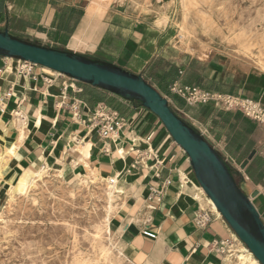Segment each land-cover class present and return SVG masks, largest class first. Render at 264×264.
Instances as JSON below:
<instances>
[{"label":"crops","instance_id":"0c3cea01","mask_svg":"<svg viewBox=\"0 0 264 264\" xmlns=\"http://www.w3.org/2000/svg\"><path fill=\"white\" fill-rule=\"evenodd\" d=\"M0 22L9 24L6 27L18 37L140 74L165 96L168 86L178 82L239 94L264 105V76L227 74L210 64L212 58L169 50L167 40L143 14L78 0H4ZM193 60L203 68L196 69ZM20 65L0 57V130L5 142L18 141L20 132L12 122L15 113L26 122L14 155L17 174L47 163L72 176L85 170L84 162L105 176L119 172L131 197L113 215L110 228L115 226L117 232L123 227L128 258L135 264H222L223 254L214 251L212 241L232 242L234 233L213 210L186 153L155 114L55 71L32 65L23 72ZM169 96L172 107L231 164L246 192L253 194L251 201L264 223V123L239 111L186 106ZM98 104L123 119L112 140L87 127ZM85 142L90 143L86 154L78 149ZM201 210L208 211L211 219L198 228L193 219ZM133 215L137 219L128 223ZM147 218L156 232L154 239L142 234Z\"/></svg>","mask_w":264,"mask_h":264},{"label":"rangeland","instance_id":"374dc122","mask_svg":"<svg viewBox=\"0 0 264 264\" xmlns=\"http://www.w3.org/2000/svg\"><path fill=\"white\" fill-rule=\"evenodd\" d=\"M78 1H81L84 4L90 2L94 5H97L98 7L105 8V9L108 7V5L97 4L94 2V0H78ZM142 1H143L144 6L147 5V7L146 6L145 7H137L135 9V7L131 6V4H129L128 2H125L123 4H118V3L114 2L109 7L111 10H118V11H124V12L125 11L126 12H133L132 10H134V12L136 14H143L144 17L146 16L148 18V20L150 21L149 23L151 25V24H153L152 19L156 16V11H158L159 3L155 0H142ZM160 1H161L160 5H167V4L169 5V7H170V20L163 27L157 26L156 30L161 33V37H163L167 40V46L169 47V50L181 52V53L185 52L190 57L201 59L200 58V52H201L202 45L197 44L195 42L194 43L192 42V44H191L192 48L188 49L181 42V40L179 38V29L177 27V23H179L181 21L180 20L181 14L179 12L178 1L177 0H160ZM200 1H201L202 12L200 13V17L197 18L194 22H196V25L198 28L196 30V34H198L199 39L201 41H203L204 43H206L205 45H207L209 47V49H208L209 52H208L207 58H212L210 64H213L221 72H226L227 74H233V75L251 74V75L264 76V74H262L263 72L261 73L259 71V68H256V69L254 68L253 72H246L244 70V67L249 64V63H246V62H249L248 53H253L256 56V54L258 53V50H260L261 48H263V51H264V36H263V33H264V21H263L264 20V15H263L264 14V0H255V1L254 0H210V1L200 0ZM252 1H254V2L252 3ZM211 2H213V3H211ZM204 3H206L205 6H204ZM225 3H227V4H225ZM213 4H214V6H212ZM123 7L125 9H123ZM262 7H263V9H262L263 11L261 10ZM211 8H212V10H210ZM243 8L245 11L243 10ZM256 11H257V13H256ZM258 11H259V14H258ZM247 14H249V15H247ZM261 14L263 15V18H262ZM209 15H210V17H209ZM254 17L257 20L259 19L260 21L259 20L257 21L256 19H254ZM225 18H228V19L225 20ZM219 20H221V21L219 22ZM202 21H204V22L206 21V22L205 23L203 22V24H202ZM239 21H242V22H239ZM257 22H259V23H257ZM241 24L244 26H241ZM8 25L6 23L0 22V28L1 29L7 28L6 26H8ZM203 25H204V27H203ZM237 26H239V27H237ZM199 27H203L202 28L203 30L199 29ZM241 28L243 29V31ZM253 28H254V30H253ZM238 31H240L239 33H241L243 36L244 35L246 36V37L244 36V39H245V45H248V48H243V46H240V47L237 46L238 44L235 42L234 38L236 35L239 34ZM248 31H250V32H248ZM206 33H209L211 35L212 40L209 39V36H207ZM252 36H253V38H252ZM250 38H252V39H250ZM172 46H173V48L174 47H177V48L173 49ZM242 50H243V52H242ZM192 62L195 65L196 69L197 68L198 69L203 68V66L201 64H198L199 63L198 61L193 60ZM238 64H239V66H238ZM165 97L171 98V96H169V94ZM169 104L171 105L170 102H169ZM177 112L180 113L179 111H177ZM54 171H56V168H54V169L50 168L48 174H46V176L43 178L44 181L39 180L37 182V185L33 189H31L28 194H26V195H12V198H11L8 191L4 189V187H5L4 181L7 179L15 180L16 179V175H15L16 172L12 171V170L8 171V172H4L3 169L1 170V173H2V177H0V179H1L0 180V219H1L0 220V222H1L0 231L2 230L0 232V263L1 264H3V263L4 264H20V263L21 264H42L43 262H44L43 264H46V263L47 264H49V263L50 264H55V263H57V264H65V263L66 264H96V262H97V264H99V263L100 264H107V261H104L100 256L98 244H97L98 243V240H97L98 235H95V234H98L97 229H98V226L100 225V222L102 220V216L104 215L103 198L100 197L99 194H96L95 196L93 194H91L92 188L88 189L86 187H80L78 184H76L74 182V175H72V176L64 175V177L59 178V177H57V175L55 174ZM45 179H47V180H45ZM44 183H45V185H44ZM41 187H43V188H41ZM68 187L69 188L71 187L70 190ZM84 190H86L87 192ZM89 190H90V192H89ZM93 190H95V189H93ZM96 190H97L96 192L98 193L99 190L98 189H96ZM47 194H48V196H47ZM70 194H73V195H70ZM69 196H70V198H69ZM73 196H75V197H73ZM36 197L38 200L36 199ZM32 198H34V199L31 200ZM48 198H50V199H48ZM12 200H13V202H12ZM52 200H53V202H52ZM65 201H66V203H65ZM8 202L9 203L11 202L10 205L7 204ZM32 203H34V204H32ZM48 203H50V204H48ZM21 205H22V207H21ZM40 206L42 208H40ZM65 207H67L66 210L64 209ZM68 208H71V209L68 210ZM31 209H32V211H31ZM88 209H90V210H88ZM10 212H12V213H10ZM92 213H93V215H92ZM100 213H101V215H100ZM7 215H8V217H7ZM34 215H36V216H34ZM97 216H98V218H97ZM22 217L25 219H23ZM80 217L81 218L83 217V218L81 219ZM91 220H92V223H91ZM98 220H99V223H98ZM93 221H94V223H93ZM33 222H35V223H33ZM56 222H57V224H56ZM46 223H47V225H46ZM64 223H65V225H64ZM43 224H45V225H43ZM89 224H92V225H89ZM12 225H14V227ZM87 227H88L89 231L87 230ZM68 229H70V231ZM110 229H111V232L113 234L116 233L115 232V226H112V228H110ZM42 233H43V235H42ZM74 233L76 236H74ZM38 234H39V236H38ZM82 235H84V236H82ZM92 235H94L95 238ZM75 240L76 241L78 240V241L75 242ZM92 240L94 243L92 242ZM71 241H73V242H71ZM53 243L55 246L53 245ZM90 244H91V246H90ZM33 245H35V246H33ZM20 246H21V248H20ZM75 246H76V248H75ZM28 249H29V252H27ZM1 250H3V251H1ZM5 250H6V252H5ZM36 251H37V253H36ZM66 252L67 253L69 252V253L66 254ZM61 253H62V256H61ZM71 254H73V255H71ZM78 256H79V258H77ZM82 257L83 258L85 257V258L83 259ZM89 257L91 259H88ZM5 259H7V260H5ZM13 259L16 261H14ZM27 259L29 261H27ZM33 261H34V263H33ZM57 261H59V262H57ZM63 261H64V263H63ZM87 261H89V262L87 263Z\"/></svg>","mask_w":264,"mask_h":264},{"label":"water","instance_id":"95a60500","mask_svg":"<svg viewBox=\"0 0 264 264\" xmlns=\"http://www.w3.org/2000/svg\"><path fill=\"white\" fill-rule=\"evenodd\" d=\"M0 57L37 65L77 82L138 103L155 114L186 153L195 179L221 217L259 264H264V223L233 168L207 139L169 106L140 74L112 62L36 43L0 29Z\"/></svg>","mask_w":264,"mask_h":264},{"label":"bare ground","instance_id":"6f19581e","mask_svg":"<svg viewBox=\"0 0 264 264\" xmlns=\"http://www.w3.org/2000/svg\"><path fill=\"white\" fill-rule=\"evenodd\" d=\"M159 3L158 6V11H156V16L152 19L153 24L157 27H163L165 26L168 21L170 20V7L169 5H160V0H155ZM178 1V7H179V12L181 14V21L179 23H177V27L179 29V38L181 40V42L188 48L191 49V44L192 42L197 43L202 45L201 47V52H200V58H207L208 56V49L209 47L207 45H205L206 43H204L203 41H201L199 39L198 34H196V30L197 25L196 22H194L197 18L200 17V13L202 12V8H201V1L200 0H177ZM210 1V0H208ZM255 1V0H254ZM252 1V3L254 2ZM95 3L100 4V5H108L110 6L111 4H113L114 2L118 3V4H123L125 2H128L129 4H131V6L135 7V9L137 7H147V5L144 6L143 1L142 0H94ZM223 2V1H222ZM243 2V1H242ZM245 2V1H244ZM260 2V1H259ZM208 3V2H207ZM213 3V2H211ZM249 3V2H248ZM206 3H204L205 6ZM227 4V3H225ZM229 4V3H228ZM251 4V3H250ZM210 5V4H209ZM218 5V4H217ZM234 5V4H233ZM257 5V4H256ZM129 6V5H128ZM214 6V4L212 5ZM226 6V5H225ZM224 6V7H225ZM249 6V5H248ZM261 6V5H260ZM112 7V6H111ZM115 8V7H114ZM207 8V7H206ZM209 8V7H208ZM215 8V7H214ZM223 8V7H222ZM242 8V7H241ZM123 9H125L123 7ZM227 9V8H226ZM225 9V10H226ZM263 9V7L261 8V10ZM212 10V8L210 9ZM244 10V8H243ZM248 10V9H247ZM255 10V9H254ZM134 12V10H132ZM143 11V10H142ZM141 11V12H142ZM209 11V10H208ZM245 11V10H244ZM243 11V12H244ZM260 11V10H259ZM258 11V14H259ZM263 11V10H262ZM146 12V11H145ZM205 12V11H204ZM211 12V11H210ZM214 12V11H213ZM206 13V12H205ZM224 13V12H223ZM257 13V11H256ZM145 14V13H144ZM210 14V13H209ZM257 14V15H258ZM173 15V14H172ZM216 15V14H215ZM246 15V14H245ZM244 15V16H245ZM249 15V14H247ZM256 15V14H255ZM262 15V14H261ZM260 15V16H261ZM264 15V14H263ZM262 15V18H263ZM138 16V15H137ZM213 16V15H212ZM205 17V16H204ZM210 17V15H209ZM216 17V16H215ZM251 17V16H250ZM256 17V16H255ZM254 17V19H256ZM258 17V16H257ZM206 18V17H205ZM220 18V17H219ZM238 18V17H237ZM261 18V19H262ZM213 19V18H212ZM221 19V18H220ZM224 19V18H223ZM228 18H225V20ZM215 20V19H214ZM236 20V19H235ZM241 20V19H240ZM257 20V19H256ZM259 20V19H258ZM257 20V21H258ZM200 21V20H199ZM198 21V22H199ZM221 20H219L220 22ZM260 21V20H259ZM264 21V20H263ZM204 21H202L203 24ZM206 22V21H205ZM204 22V23H205ZM215 22V21H214ZM242 22V21H239ZM247 22V21H246ZM249 22V21H248ZM256 22V21H255ZM259 23V22H257ZM262 23V22H261ZM260 23V24H261ZM207 24V23H206ZM215 24V23H214ZM241 26H244L241 24ZM257 26V25H256ZM204 27V25H203ZM203 27H199V29H202ZM239 27V26H237ZM244 28V27H243ZM242 29V28H241ZM203 30V29H202ZM227 30V29H226ZM254 30V28H253ZM205 31V30H204ZM243 31V29H242ZM177 32V31H176ZM240 31H238L239 33ZM250 32V31H248ZM252 32V31H251ZM245 33V32H244ZM225 34V33H224ZM207 36H209V39L212 40L211 35L209 33H206ZM249 35V34H248ZM247 35V36H248ZM245 36V35H244ZM244 36L239 33L238 35L235 36L234 40L235 42L238 44L237 46H243V48H248V45H245V39ZM264 36V33H263ZM227 37V36H226ZM246 37V36H245ZM253 38V36H252ZM250 38V39H252ZM224 41V40H223ZM178 42V41H177ZM179 44V43H178ZM233 44V43H232ZM247 46V47H246ZM173 48V46H172ZM177 47H174L173 49H176ZM186 49V48H185ZM179 50V49H178ZM240 50V49H239ZM243 52V50H242ZM222 53V52H221ZM225 54V53H224ZM228 58V57H227ZM248 58H249V63L248 65H246L244 67V70L246 72H253V69L255 68H259V71L264 74V51L263 48H261L260 50H258V53L253 54V53H248ZM231 59V58H230ZM246 59V58H245ZM232 60V59H231ZM226 61V60H225ZM234 61V60H233ZM231 62V61H230ZM229 62V63H230ZM233 63V62H232ZM239 66V64H238ZM244 66V65H243ZM242 68V67H241ZM241 71V70H240ZM244 72V71H243ZM25 119L20 115V113H15L12 119V122L15 124L16 128L19 129L20 135L18 138V141L16 143H7L5 142L4 138H3V134L2 131L0 130V177H2V173L1 170L3 169L4 172H8L13 170L14 167V155L16 153V149L19 145L20 140L23 138L24 136V128L26 127V122L24 121ZM26 130V129H25ZM23 140V139H22ZM80 142V140H79ZM90 146V143L85 142L84 144H81L78 146V149L83 152L84 154L87 153V150ZM121 154L123 153L122 149H119ZM68 165V164H67ZM79 165V164H78ZM82 166V165H81ZM84 167L85 170L83 172H76V174L74 175V182L76 184H78L80 187H86L88 189L92 188V193L94 196L96 194H99L100 197L103 198L104 201V215L102 216V220L100 222V225L98 226V249H99V253L101 258L104 261H107V264H135L130 258H128L127 254L124 252V242L122 240V232H123V227H119L118 231L116 233H112L111 229H110V223L112 221L113 215L115 213H117L120 209H122L124 206L127 205V200L129 197H131L130 195V191L127 187L123 188L122 184H121V180H120V173L119 172H115V174L113 175H108L105 176L103 175L96 167L91 166V164L89 165L87 162H84ZM82 167V168H84ZM15 168V167H14ZM50 166L47 163H44V165L40 166L38 169H24L22 173H16V179L15 180H11V179H7L5 180V187L4 189L8 191V193L10 194V197L12 198V195H26L30 192L31 189H33L36 185L37 182L39 180L44 181L43 178L46 176V174H48L49 170H50ZM14 171V170H13ZM16 171V170H15ZM55 174L57 175V177L62 178L64 177L65 174V170L63 167H57L56 171H54ZM73 175V174H72ZM47 178V177H46ZM50 178V177H49ZM1 180V179H0ZM47 180V179H45ZM49 180V179H48ZM61 181V180H60ZM64 182V181H63ZM40 183V182H39ZM38 183V184H39ZM40 185V184H39ZM45 185V183H44ZM43 186V185H42ZM49 186V185H48ZM47 186V187H48ZM77 186V185H76ZM73 187V186H72ZM43 188V187H41ZM64 188V187H63ZM62 188V189H63ZM69 188V187H68ZM71 188V187H70ZM69 188V190H70ZM37 189V188H36ZM45 189V188H44ZM95 189V190H93ZM96 189L99 190V192L97 193ZM47 190V189H46ZM72 190V189H71ZM203 190V189H202ZM37 191V190H36ZM63 191V190H62ZM86 191V190H84ZM204 191V190H203ZM41 192V191H40ZM59 192V191H58ZM83 192V191H82ZM87 192V191H86ZM90 192V190H89ZM6 193V192H5ZM32 193V192H31ZM44 194V193H43ZM64 194V193H63ZM68 194V193H67ZM77 194V193H76ZM45 195V194H44ZM59 195V194H58ZM73 195V194H70ZM48 196V194H47ZM46 196V197H47ZM57 196V195H56ZM76 196V195H75ZM73 196V197H75ZM16 197V196H15ZM51 197V196H50ZM44 198V197H43ZM57 198V197H56ZM70 198V196H69ZM30 199V198H29ZM34 198H32L31 200H33ZM37 199V197H36ZM50 199V198H48ZM53 199V198H52ZM58 199V198H57ZM60 199V198H59ZM89 199V198H88ZM99 199V198H98ZM15 200V199H14ZM38 200V199H37ZM46 200V199H45ZM74 200V199H73ZM78 200V199H77ZM76 200V201H77ZM100 200V199H99ZM26 201V200H25ZM24 201V202H25ZM29 201V200H28ZM50 201V200H49ZM90 201V200H89ZM102 201V202H103ZM211 201V200H210ZM13 202V200H12ZM39 202V201H38ZM53 202V200H52ZM51 202V203H52ZM78 202V201H77ZM80 202V201H79ZM100 202V201H99ZM212 202V201H211ZM210 202V203H211ZM11 203V202H10ZM10 203L8 202L7 204L10 205ZM28 203V202H27ZM45 203V202H44ZM66 203V201H65ZM34 204V203H32ZM46 204V203H45ZM50 204V203H48ZM95 204V203H94ZM213 204V203H211ZM43 205V204H42ZM62 205V204H61ZM14 206V205H13ZM35 206V205H34ZM52 206V205H51ZM69 206V205H68ZM100 206V205H99ZM214 206V204H213ZM22 207V205H21ZM31 207V206H30ZM38 207V206H37ZM141 207V206H140ZM140 207H136V209H140ZM10 208V207H9ZM28 208V207H27ZM40 208H42L40 206ZM52 208V207H51ZM54 208V207H53ZM67 207H65L64 209L66 210ZM55 209V208H54ZM71 208H68V210ZM94 209V208H93ZM102 209V208H101ZM100 209V210H101ZM7 210V209H6ZM10 210V209H9ZM14 210V209H13ZM90 210V209H88ZM213 210L216 212V214L218 216H221L220 213L215 210V207H213ZM3 211V210H2ZM1 211V212H2ZM32 211V209H31ZM41 211V210H40ZM83 211V210H82ZM81 211V212H82ZM93 211V210H92ZM7 212V211H6ZM14 212V211H13ZM24 212V211H23ZM46 212V211H45ZM48 212V211H47ZM133 212L134 209H133ZM12 213V212H10ZM22 213V212H21ZM42 213V212H41ZM62 213V212H61ZM67 213V212H66ZM98 213V212H97ZM144 214V213H143ZM142 214V215H143ZM25 215V214H24ZM47 215V214H46ZM57 215V214H56ZM93 215V213H92ZM101 215V213H100ZM147 215V214H146ZM2 216V215H1ZM36 216V215H34ZM43 216V215H42ZM41 216V217H42ZM144 216V215H143ZM8 217V215H7ZM11 217V216H10ZM14 217V216H13ZM18 217V216H17ZM40 217V218H41ZM4 218V217H3ZM23 218V217H22ZM29 218V217H28ZM33 218V217H32ZM39 218V217H38ZM54 218V217H53ZM56 218V217H55ZM73 218V217H72ZM81 218V217H80ZM83 218V217H82ZM81 218V219H82ZM98 218V216H97ZM128 218V217H127ZM137 219V216L135 217L133 215L132 218L128 219L127 222L130 223L131 221H134ZM139 218V217H138ZM10 219V218H9ZM20 219V218H19ZM25 219V218H23ZM34 219V218H33ZM79 219V218H78ZM87 219V218H86ZM90 219V218H89ZM96 219V218H95ZM1 220V219H0ZM12 220V219H11ZM18 220V219H17ZM40 220V219H39ZM4 221V220H3ZM31 221V220H30ZM48 221V220H47ZM86 221V220H85ZM88 221V220H87ZM143 221V220H142ZM8 222V221H7ZM18 222V221H17ZM38 222V221H37ZM46 222V221H45ZM73 222V221H72ZM78 222V221H77ZM11 223V222H10ZM23 223V222H22ZM29 223V222H28ZM31 223V222H30ZM35 223V222H33ZM66 223V222H65ZM64 223V225H65ZM74 223V222H73ZM72 223V224H73ZM92 223V220H91ZM94 223V221H93ZM99 223V220H98ZM1 224V222H0ZM52 224V223H51ZM55 224V223H54ZM57 224V222H56ZM61 224V223H60ZM71 224V225H72ZM88 224V223H87ZM4 225V224H3ZM45 225V224H43ZM42 225V226H43ZM47 225V223H46ZM70 225V224H69ZM68 225V226H69ZM92 225V224H89ZM94 225V224H93ZM14 227V225H12ZM76 227V226H75ZM90 227V226H89ZM3 228V227H2ZM18 228V227H17ZM22 228V227H21ZM24 228V227H23ZM69 228V227H68ZM93 228V227H92ZM96 228V227H95ZM7 230V229H6ZM70 231V229H68ZM73 230V229H72ZM88 230V227H87ZM86 230V231H87ZM95 230V229H94ZM2 231V230H1ZM0 231V232H1ZM10 231V230H9ZM89 231V230H88ZM93 231V230H92ZM96 231V230H95ZM26 233V232H25ZM63 233V232H62ZM46 234V233H45ZM65 234V233H64ZM89 234V233H88ZM93 234V233H92ZM43 235V233H42ZM61 235V234H60ZM68 235V234H67ZM66 235V236H67ZM39 236V234H38ZM48 236V235H47ZM59 236V235H58ZM74 236L75 233H74ZM84 236V235H82ZM81 236V237H82ZM94 236V235H92ZM72 237V236H71ZM70 237V238H71ZM30 238V237H29ZM76 238V237H75ZM93 238V237H92ZM95 238V236H94ZM59 240V239H58ZM94 240V239H93ZM92 240V242H93ZM63 241V240H62ZM69 241V240H68ZM78 241V240H77ZM75 240V242H77ZM86 241V240H85ZM91 241V240H90ZM61 242V241H60ZM73 242V241H71ZM94 243V242H93ZM13 244V243H12ZM29 244V243H28ZM34 244V243H33ZM66 244V243H65ZM96 244V243H95ZM19 245V244H18ZM22 245V244H21ZM49 245V244H48ZM52 245V244H51ZM54 245V243H53ZM67 245V244H66ZM11 246V245H10ZM35 246V245H33ZM38 246V245H37ZM55 246V245H54ZM68 246V245H67ZM91 246V244H90ZM32 247V246H31ZM42 247V246H41ZM57 247V246H56ZM93 247V246H92ZM21 248V246H20ZM76 248V246H75ZM10 249V248H9ZM25 249V248H24ZM32 249V248H31ZM46 249V248H45ZM73 249V248H72ZM86 249V248H85ZM84 249V250H85ZM97 249V250H98ZM83 250V249H82ZM3 251V250H1ZM34 251V250H33ZM32 251V252H33ZM66 251V250H65ZM6 252V250H5ZM27 252H29V249L27 250ZM86 252V251H85ZM93 252V251H92ZM19 253V252H18ZM37 253V251H36ZM35 253V254H36ZM69 253V252H68ZM66 252V254H68ZM10 254V253H9ZM53 254V253H52ZM80 254V253H79ZM8 255V254H7ZM16 255V254H15ZM39 255V254H38ZM50 255V254H49ZM73 255V254H71ZM81 255V254H80ZM88 255V254H87ZM90 255V254H89ZM94 255V254H93ZM35 256V255H34ZM33 256V257H34ZM37 256V255H36ZM45 256V255H44ZM62 256V253H61ZM77 256V255H76ZM92 256V255H91ZM98 256V255H97ZM42 257V256H41ZM56 257V256H55ZM74 257V256H73ZM95 257V256H94ZM39 258V257H38ZM45 258V257H44ZM79 258V256L77 257ZM83 258V257H82ZM85 258V257H84ZM83 258V259H84ZM100 258V257H99ZM98 258V259H99ZM56 259V258H55ZM81 259V258H80ZM88 259H91L90 257ZM96 259V258H95ZM101 259V260H102ZM7 260V259H5ZM14 260V259H13ZM24 260V259H23ZM40 260V259H39ZM100 260V261H101ZM16 261V260H14ZM27 261H29L27 259ZM37 261V260H36ZM43 261V260H42ZM80 261V260H79ZM85 261V260H84ZM90 261V260H89ZM87 261V263L89 262ZM46 262V261H45ZM59 262V261H57ZM61 262V261H60ZM95 262V261H94ZM103 262V261H102ZM18 263V262H17ZM20 263V262H19ZM30 263V262H29ZM34 263V261H33ZM44 263V262H43ZM42 263V264H43ZM54 263V262H53ZM64 263V261H63ZM75 263V262H74ZM84 263V262H83ZM1 264V263H0ZM4 264V263H3ZM21 264V263H20ZM47 264V263H46ZM50 264V263H49ZM57 264V263H55ZM66 264V263H65ZM97 264V262H96ZM100 264V263H99ZM222 264H259V262L256 260V258L253 257V255L251 254V252L243 245V243L236 237L235 234H233V241L230 243V245L227 247L226 252L223 254V262Z\"/></svg>","mask_w":264,"mask_h":264},{"label":"built area","instance_id":"2783aa9c","mask_svg":"<svg viewBox=\"0 0 264 264\" xmlns=\"http://www.w3.org/2000/svg\"><path fill=\"white\" fill-rule=\"evenodd\" d=\"M17 61L21 63L20 70L23 72H28L33 65L25 61ZM168 94L175 95L181 99L186 106L211 105L223 110L239 111L251 119L264 123V105L239 94L223 93L201 86L187 85L178 82H173L168 87ZM166 98L171 102L170 97ZM87 127L96 132L100 138L112 140L116 137L117 131L123 127V119L115 110H112L104 104H98L92 113L91 120L88 121ZM210 219L211 215L209 212L201 210L195 214L193 221L198 228H203L209 223ZM142 234L150 239L156 237V232L150 227L149 218L145 221ZM230 243L231 240H213L212 246L214 251L222 255L226 252Z\"/></svg>","mask_w":264,"mask_h":264},{"label":"trees","instance_id":"16d2710c","mask_svg":"<svg viewBox=\"0 0 264 264\" xmlns=\"http://www.w3.org/2000/svg\"><path fill=\"white\" fill-rule=\"evenodd\" d=\"M3 5H4V0H0V14H1V12H2V9H3ZM138 104V103H137ZM169 106L172 108V110L176 113V114H178L182 119H184V120H186V118L182 115V114H180V113H178L170 104H169ZM187 121V120H186ZM188 122V121H187ZM190 124V123H189ZM191 125V124H190ZM196 131H198V129H196L193 125H191ZM199 132V131H198ZM235 176V175H234ZM236 177V176H235Z\"/></svg>","mask_w":264,"mask_h":264}]
</instances>
